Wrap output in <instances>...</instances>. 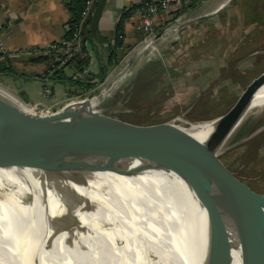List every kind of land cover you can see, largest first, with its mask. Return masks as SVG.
<instances>
[{
	"label": "bare ground",
	"instance_id": "bare-ground-1",
	"mask_svg": "<svg viewBox=\"0 0 264 264\" xmlns=\"http://www.w3.org/2000/svg\"><path fill=\"white\" fill-rule=\"evenodd\" d=\"M0 96L32 112L16 97ZM263 109L264 85L238 124ZM175 121L151 132L177 135L172 145L199 160L210 147L214 120ZM71 178L84 183L76 186V197L29 162L0 167V264H28L29 254L40 264H213L218 227L200 210L188 217L180 204L188 192L179 178L161 171L127 175L100 165ZM232 264H240L238 257Z\"/></svg>",
	"mask_w": 264,
	"mask_h": 264
},
{
	"label": "water",
	"instance_id": "water-1",
	"mask_svg": "<svg viewBox=\"0 0 264 264\" xmlns=\"http://www.w3.org/2000/svg\"><path fill=\"white\" fill-rule=\"evenodd\" d=\"M161 33L162 30L157 32L154 39ZM263 85L264 73L231 108L214 119L208 135L210 147L197 161L172 145L177 138L175 134L151 132L167 123L136 125L106 114L91 99L69 103L50 115L40 116L0 96V167H25L29 162L48 173L74 197L76 186L84 183L71 175L98 165L127 175L147 171L172 174L184 183L188 192L180 203L186 207L188 217L200 210L203 218L218 227L216 245L211 242L210 249L213 264H232L235 257L240 264H264V199L229 184L209 166L221 153L216 148L236 127ZM0 91L25 103L2 86ZM99 98L97 95L96 99ZM258 132L259 129L226 150ZM25 262L40 264L39 258L30 254Z\"/></svg>",
	"mask_w": 264,
	"mask_h": 264
},
{
	"label": "rangeland",
	"instance_id": "rangeland-1",
	"mask_svg": "<svg viewBox=\"0 0 264 264\" xmlns=\"http://www.w3.org/2000/svg\"><path fill=\"white\" fill-rule=\"evenodd\" d=\"M228 3L217 20L203 23L190 33L194 39L200 37L190 47L185 33H181V40L157 42L154 47L159 53L150 60L136 59L124 69L125 76L106 92L98 107L106 114L140 126L169 123L179 116L192 122L210 121L226 112L264 73V31L262 38L260 33L255 36L257 39L249 38L248 41L255 42L251 41L245 49L237 48L238 34L246 22H264V0ZM247 49L251 57L244 61L240 58ZM130 57L119 59L118 65L123 67ZM153 62L159 63L153 76L140 73ZM175 78L184 79L186 84L172 87ZM101 84L98 89L104 82ZM98 89L93 93L97 94ZM258 129L245 142L226 150ZM209 166L229 184L264 199V109L249 114L236 125Z\"/></svg>",
	"mask_w": 264,
	"mask_h": 264
},
{
	"label": "crops",
	"instance_id": "crops-1",
	"mask_svg": "<svg viewBox=\"0 0 264 264\" xmlns=\"http://www.w3.org/2000/svg\"><path fill=\"white\" fill-rule=\"evenodd\" d=\"M71 0H0V29L1 35L8 49L24 48H43L50 42L64 41L67 23L70 17L69 2ZM140 0H94L92 13L88 16L84 26V48L89 56V72L95 75V80H99L101 70L107 74L110 56L114 53L120 55L128 50L141 37L135 29L136 7ZM229 0H193V5L183 11V20L188 21L183 29L187 34L186 42L190 47L191 42L196 38L190 36L195 28H200L202 24L217 20L221 13L228 6ZM131 10V13L125 21L122 22L124 36L122 40L117 39L118 24L122 14ZM132 14V16H131ZM196 19L195 21H191ZM199 19V20H198ZM122 21V20H121ZM156 26H160L166 21V16L156 14L154 16ZM204 26V25H203ZM242 31L238 29L237 48L247 47L251 41L249 38H255L259 35L262 38L264 31V22L252 20L242 26ZM184 36V34H183ZM191 39V40H190ZM264 39V38H263ZM197 40V41H198ZM196 41V42H197ZM195 42V43H196ZM121 43V45L119 44ZM223 45H226L223 43ZM120 46L123 48L120 51ZM218 45H212L217 48ZM228 47V46H227ZM249 49L244 52L242 60L246 61L251 57ZM215 52L214 54H216ZM34 57L3 58L0 61L3 67L9 66L17 74L0 71V86L9 92L16 94L26 103L51 104L54 101H61L67 94L73 91L74 87L65 82L51 83L52 94L47 96L43 93L41 81L33 78L34 75L44 71L48 66V60L40 62H31L29 59ZM224 58V56L222 57ZM242 61V63L244 62ZM113 62V60H112ZM240 64V63H239ZM196 66V65H195ZM67 76L77 75L74 66H68L63 69ZM203 76L202 74H200ZM200 76V77H201ZM205 76V75H204ZM82 77V74L79 76ZM173 79V78H170ZM194 81L198 82L196 78ZM172 87L185 85V80L174 79L171 81Z\"/></svg>",
	"mask_w": 264,
	"mask_h": 264
},
{
	"label": "built area",
	"instance_id": "built-area-1",
	"mask_svg": "<svg viewBox=\"0 0 264 264\" xmlns=\"http://www.w3.org/2000/svg\"><path fill=\"white\" fill-rule=\"evenodd\" d=\"M192 1L193 0H140L136 7L137 18L134 25L141 37L134 45H132L126 55H124L125 51H123L121 56H117V59H114L112 69L107 72V74L102 78L101 82L100 80H95L96 85L91 89L80 94H69V96L65 97L61 101H54L51 104H43L39 102H25L23 104L32 109L31 113L40 116L50 115L64 105L81 101L83 99H91L92 103L96 105V108H100L98 107V103L104 99L106 92L111 90L114 84L119 82L125 76L124 69L131 67L136 59H152L156 54L159 53L156 47H154L157 42H163L166 40L169 42L175 41L177 39L181 40V33H183L184 27L188 25L187 21L183 20L182 13L189 6V4L192 3ZM93 5L94 0H83L79 20L73 25L70 38L65 39L64 41L50 42L43 48L31 47L10 50L5 45L0 29V57L10 59L19 57L46 56L48 58V66L44 71L34 75L33 78L42 82L43 93L47 96H50L52 94V89L50 87L51 83L53 82L51 80L52 74L60 68L64 69L68 67L70 65L68 63L73 57L80 55L87 61L82 67L81 73L89 71V56L87 52L84 51V42L82 41L81 30L84 22L92 13ZM156 14H162L166 16V21H163L158 27L154 21V16ZM126 19H128V17L124 18L123 21ZM68 28L69 24L67 23V29ZM161 30V36L154 39L156 33ZM123 36V30H119L117 33V39L122 40ZM122 49L123 48L120 46V51ZM129 56H131L130 61H132V64L129 65L128 61L123 67H121V64L118 65L119 59L123 61L124 59L129 58ZM80 75V73L73 75V78L79 77ZM109 76H111V78L107 82ZM103 82V86L98 89V85ZM96 89L99 91H97V94H94L93 92ZM6 91L9 92L8 90ZM97 95H100L99 99H96ZM178 118L181 117L179 116L174 118L172 121H175Z\"/></svg>",
	"mask_w": 264,
	"mask_h": 264
},
{
	"label": "trees",
	"instance_id": "trees-1",
	"mask_svg": "<svg viewBox=\"0 0 264 264\" xmlns=\"http://www.w3.org/2000/svg\"><path fill=\"white\" fill-rule=\"evenodd\" d=\"M82 4H83V0H71L69 2V12H70V17L68 20V24H69V28L66 30L65 32V38L68 39L71 36V32H72V27L75 23L78 22L79 17H80V11L82 8ZM193 3L190 4V6H192ZM131 13V10H127L122 14V18L120 19V23L118 24V31L122 30V22L124 18L129 17ZM122 20V21H121ZM86 22V21H85ZM85 22L83 24L82 30H81V37H82V41H84V26H85ZM121 45V43H119ZM85 51V48H84ZM123 53H120V55H117L114 53L110 56L109 59V64L112 65L114 61V59H117V56H121ZM48 60V58L46 56H37L34 58H30L29 60L31 62H40L43 60ZM86 60L84 58H82L80 55L75 56L71 59V61L68 63L70 64V66H74V68L76 69V72L82 74V77H75L74 76H67L64 74L63 68H60L58 70H56L52 76H51V80L52 81H56V82H65L69 85H72L74 87L73 91H71L69 94H80L82 92H85L89 89H91L94 84H95V75H92L89 71L85 72V73H81L82 72V67L86 64ZM159 63L157 62H153L150 65H147L146 67H144V70L140 71V73L145 74L148 76H153V69H155L158 66ZM4 64L0 61V71H6V72H10L13 74H17V72L13 69H10L9 66H5L3 67ZM139 73V76H140ZM106 74L104 73V70H101V74L99 75V80L102 79ZM157 75V73H156ZM136 85V82H135ZM202 105H200L201 107Z\"/></svg>",
	"mask_w": 264,
	"mask_h": 264
}]
</instances>
